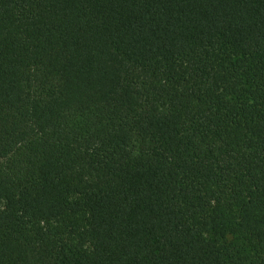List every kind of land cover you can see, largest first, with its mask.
Returning <instances> with one entry per match:
<instances>
[{"label": "trees", "instance_id": "trees-1", "mask_svg": "<svg viewBox=\"0 0 264 264\" xmlns=\"http://www.w3.org/2000/svg\"><path fill=\"white\" fill-rule=\"evenodd\" d=\"M0 264H264V0H0Z\"/></svg>", "mask_w": 264, "mask_h": 264}]
</instances>
